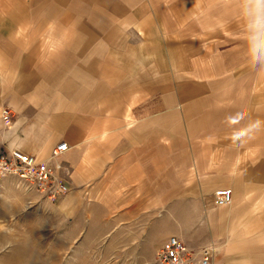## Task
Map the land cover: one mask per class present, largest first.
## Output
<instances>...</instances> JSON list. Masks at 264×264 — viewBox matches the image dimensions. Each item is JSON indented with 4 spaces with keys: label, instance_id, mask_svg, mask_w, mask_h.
Segmentation results:
<instances>
[{
    "label": "crops",
    "instance_id": "obj_1",
    "mask_svg": "<svg viewBox=\"0 0 264 264\" xmlns=\"http://www.w3.org/2000/svg\"><path fill=\"white\" fill-rule=\"evenodd\" d=\"M244 7L0 0V147L61 164L67 211H173L175 235L216 244V264H264V75L241 45L214 52Z\"/></svg>",
    "mask_w": 264,
    "mask_h": 264
},
{
    "label": "rangeland",
    "instance_id": "obj_2",
    "mask_svg": "<svg viewBox=\"0 0 264 264\" xmlns=\"http://www.w3.org/2000/svg\"><path fill=\"white\" fill-rule=\"evenodd\" d=\"M214 5V13L222 8ZM195 11L201 40L207 31L200 20L204 9ZM242 22L236 29L224 26L216 56L241 45L245 61H250L247 19ZM186 30L184 26L185 40L190 34ZM250 62L252 73L264 75V66ZM66 194L53 197L49 188L15 177L0 181V264H157L162 243L176 236L173 211L155 208L136 215L124 209L105 211L94 203L88 210L67 211Z\"/></svg>",
    "mask_w": 264,
    "mask_h": 264
},
{
    "label": "built area",
    "instance_id": "obj_3",
    "mask_svg": "<svg viewBox=\"0 0 264 264\" xmlns=\"http://www.w3.org/2000/svg\"><path fill=\"white\" fill-rule=\"evenodd\" d=\"M3 119L10 120L8 109L3 110ZM68 149L67 143L57 145L52 151V159L58 158ZM63 166L52 161L39 160L36 156L23 153L14 148L0 147V181L6 177H15L29 185L47 187L53 197L66 194L70 186L61 175ZM231 188H220L215 193L214 202L218 206L231 204ZM217 246L214 243L195 249L177 236L167 238L156 253L157 264H216Z\"/></svg>",
    "mask_w": 264,
    "mask_h": 264
},
{
    "label": "clouds",
    "instance_id": "obj_4",
    "mask_svg": "<svg viewBox=\"0 0 264 264\" xmlns=\"http://www.w3.org/2000/svg\"><path fill=\"white\" fill-rule=\"evenodd\" d=\"M247 19V43L253 64L264 66V0H243Z\"/></svg>",
    "mask_w": 264,
    "mask_h": 264
}]
</instances>
